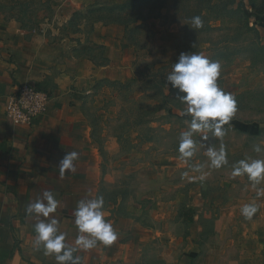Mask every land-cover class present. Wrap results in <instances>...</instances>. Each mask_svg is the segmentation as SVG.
<instances>
[{
    "label": "rangeland",
    "instance_id": "rangeland-1",
    "mask_svg": "<svg viewBox=\"0 0 264 264\" xmlns=\"http://www.w3.org/2000/svg\"><path fill=\"white\" fill-rule=\"evenodd\" d=\"M195 16L203 27L193 30ZM256 18L264 21L262 0H0L2 21L41 35L61 62H81L82 108L104 157V206L140 208L195 244L204 264L264 257V180L253 187L246 174L233 175L241 160H264V128L253 133L264 127V33ZM181 53L218 61L217 84L237 106L223 137L194 134L187 163L178 146L191 117L166 80ZM107 64L125 66L129 80L92 76ZM221 147L227 163L212 167L208 149ZM250 203L258 210L245 219Z\"/></svg>",
    "mask_w": 264,
    "mask_h": 264
},
{
    "label": "crops",
    "instance_id": "crops-1",
    "mask_svg": "<svg viewBox=\"0 0 264 264\" xmlns=\"http://www.w3.org/2000/svg\"><path fill=\"white\" fill-rule=\"evenodd\" d=\"M59 59L57 47L41 35H27L0 19V264H57L43 246H34L35 224L55 218L59 232L66 233L65 243L76 247L77 204L95 199L102 190L104 157L82 108L87 77L80 61ZM113 67L94 66L92 76L98 72L100 78L129 80L125 66ZM22 83L49 95L45 113L32 125H12L5 115V103ZM72 151L79 154L76 170L61 176L60 161ZM44 191L59 201L56 211L49 217L27 214V206L43 200ZM120 208L119 201L103 207L117 239L74 252L80 264H204L188 239L159 228L136 206ZM225 264H264V257H238Z\"/></svg>",
    "mask_w": 264,
    "mask_h": 264
},
{
    "label": "clouds",
    "instance_id": "clouds-1",
    "mask_svg": "<svg viewBox=\"0 0 264 264\" xmlns=\"http://www.w3.org/2000/svg\"><path fill=\"white\" fill-rule=\"evenodd\" d=\"M190 23L193 30L203 27V21L199 16L193 17ZM220 73L221 65L218 61H211L200 54L181 53L166 77L168 84L171 88L178 90L180 100L186 105L185 114L191 117L189 129L181 133L178 146L180 159L185 163L196 151L194 134L200 133L201 140H207L208 133L215 137H223L225 135L223 126L230 122L237 110L235 98L217 84ZM254 151L260 152L261 148L256 146ZM78 155L76 151L67 152L60 161L61 176L65 172L76 170L74 161L78 159ZM207 155L212 167L219 168L227 163L223 147L218 152L209 148ZM245 174L255 187L264 180V160L239 161L234 166L233 175ZM58 204L59 201L55 199L51 191H44L43 200L38 199L35 203H30L26 213L35 214L37 218L49 217L56 211ZM103 207L102 196L78 202L74 213L75 225L79 233L75 240L76 247H70L65 243L66 233L59 232V222L55 218L48 222L39 220L35 224L34 246L37 248L43 246L45 254L53 255L57 264H80V258L74 256V252L90 250L98 243L108 246L117 239L112 224L104 218ZM257 210L254 203L245 204L241 214L245 219H251Z\"/></svg>",
    "mask_w": 264,
    "mask_h": 264
},
{
    "label": "built area",
    "instance_id": "built-area-1",
    "mask_svg": "<svg viewBox=\"0 0 264 264\" xmlns=\"http://www.w3.org/2000/svg\"><path fill=\"white\" fill-rule=\"evenodd\" d=\"M49 95L28 83L19 84L5 103V115L12 125H32L47 109Z\"/></svg>",
    "mask_w": 264,
    "mask_h": 264
},
{
    "label": "trees",
    "instance_id": "trees-1",
    "mask_svg": "<svg viewBox=\"0 0 264 264\" xmlns=\"http://www.w3.org/2000/svg\"><path fill=\"white\" fill-rule=\"evenodd\" d=\"M244 14H245V16H246V19L247 20H250V18L251 17H254V15L253 14H251V13H247L246 11L244 12ZM255 22H256V27H257V29H258V31L261 33H264V21H261V19H259V18H256L255 19ZM243 125V124H242ZM249 128V127H248ZM247 128V126L245 125V126H243L242 127V129H244L245 131H247V132H252L250 129H248ZM263 128L264 127H256V130H255V132H253V133H258L259 131H261V130H263Z\"/></svg>",
    "mask_w": 264,
    "mask_h": 264
}]
</instances>
